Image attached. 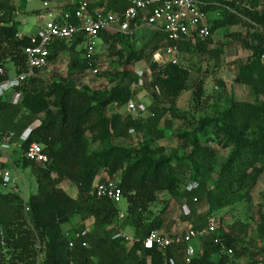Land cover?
Listing matches in <instances>:
<instances>
[{"label": "trees", "instance_id": "16d2710c", "mask_svg": "<svg viewBox=\"0 0 264 264\" xmlns=\"http://www.w3.org/2000/svg\"><path fill=\"white\" fill-rule=\"evenodd\" d=\"M107 1L112 8L126 6L124 0ZM203 1L205 4L201 8L207 15L212 12L219 14L213 18L208 17L211 32L233 25H242L246 28L244 34L241 31L230 33L233 39L251 52L246 61L239 60L234 80L250 86L255 95L251 102L233 98L229 105L216 111L213 118L201 120L199 128L195 130H200L204 136L211 133L213 137L219 138V142L220 139H224L222 142L224 146L233 145L232 151L216 173L213 188H207V181L213 171L211 163L215 153L199 148V138L195 131L191 132L193 148L186 156L188 161L185 162L180 158L176 161L177 170H185L187 163L191 165L192 178L199 183L197 189H203L200 193L206 194L210 209H215L223 205V199L229 193L236 191L246 193L253 189L264 170L263 165H257L264 157V135L250 138L259 128L264 131L262 129L264 127V0ZM74 7V4L69 3L64 8L73 12ZM15 9L9 0H0V64L4 65L3 62L8 60L15 73H21L27 68L23 48L30 43V36L17 35L20 22L13 18ZM70 21L77 23L73 16L70 17ZM101 37L106 49H112L116 42L123 43L124 38H130L129 35L122 33L106 32L101 33ZM150 39L154 44L148 49L147 61L149 53L157 47L162 36L152 34ZM207 39L198 40L195 44L184 41L179 47L185 52H190L194 48L206 51ZM81 41L82 35L78 33L70 43L57 42L51 48L49 59L51 60L61 51L76 52ZM119 47L114 50L120 59L117 63L131 64L145 57L143 51L148 47V43L140 49H135L127 43ZM112 61L114 60L110 61L111 65ZM72 63L79 64L80 71L87 69L86 63L79 57L73 56L69 65ZM151 66L154 124L160 120V115L156 112L160 102L173 106L181 92L186 90L191 91L192 101L199 102L203 97L205 92L202 78H198L194 85L190 86L187 83L191 70L188 59L178 64L168 63L159 70L156 63H152ZM118 71L124 72L123 75L127 76L129 84L135 80L134 75L129 71L123 69ZM6 77L0 74V82ZM40 79V75L31 76L15 87L20 92L17 103L8 102L4 97L0 99L2 130L14 128L18 134L15 119L20 111L26 113L29 118L28 124L39 119V124L31 129L29 136L22 143L20 156L22 167L30 166L34 169L37 180L36 191L32 192L27 200L17 192L2 191L0 173V264H169L170 257L176 264H184L179 262V252L181 245L185 251V243H173L164 250L156 246L147 248L142 244L149 231L163 227L161 215L152 218L139 230L132 231L131 235L140 240L128 244L120 237H113V224L118 221L117 215L120 210L118 204H114L106 197L97 198L92 193L95 181L98 178L104 179L98 176L99 171L104 170L108 177H115L116 171L122 169L129 161L131 153L130 149L120 146L112 147L102 155L91 156L86 153L84 137L85 132L92 128L89 122L93 109L96 107L102 112L109 103H114L118 107L125 105L133 98L135 91L132 89L135 87L131 88L129 84L124 85L119 82L96 96L98 94L95 92L90 94L77 90L70 79L66 83L55 82L47 87L41 86ZM52 96L55 98V110L49 106V99ZM41 113L43 117L38 118ZM121 121L119 113L113 114L112 128L117 136L126 135L127 131L137 128L135 122ZM32 141L42 144L44 152L50 159L46 166H35L33 161L24 157L23 150ZM140 169L139 161L129 162L117 178L123 199L125 193L133 192L127 197L129 204L121 220L123 229L129 212L145 209L146 204L152 199L148 196L149 186L161 180L162 170L156 168L146 176L144 172L140 173ZM174 171L173 167L168 166L166 175L170 184L178 179ZM54 173L56 177H53ZM62 178H67L75 184L80 193H85V197L75 198L66 190L57 187ZM190 194L185 192L187 207L192 208L194 202ZM24 205L30 208L29 212H24ZM56 211L62 212L66 219L75 214H79L82 220L93 219L91 228L84 238L88 245H82L81 239H76L72 246L68 245V240L64 237L65 230L60 228L59 223L47 217L48 213ZM66 229L76 228L69 225ZM215 235L219 238L220 244L203 241L201 249L186 264H223L229 255H241L242 250L239 251L236 243L222 229L219 228ZM225 248H231L232 254H228ZM93 257L98 260L95 261Z\"/></svg>", "mask_w": 264, "mask_h": 264}, {"label": "rangeland", "instance_id": "374dc122", "mask_svg": "<svg viewBox=\"0 0 264 264\" xmlns=\"http://www.w3.org/2000/svg\"><path fill=\"white\" fill-rule=\"evenodd\" d=\"M16 8L13 12V18L19 21L18 30L22 35H30L37 31L39 19L36 18L41 12H48L53 7L56 9L64 8L69 2L75 0H48L51 6L50 9H39L42 5V0H9ZM78 1V0H76ZM100 2L101 0H94ZM216 2L217 0H207ZM219 14L210 13L207 17H215ZM241 31L242 34L246 32V28L242 25H233L219 28L211 32L206 40V51H201L194 48L189 52L188 66L191 68L187 78L188 85H194L198 78L204 81V95L199 102L192 101L191 91L186 90L181 92L173 106L169 103L160 102L156 112L160 115V120L157 124L153 123L154 105L152 103V89L148 85L142 87L132 86L124 72L118 69L139 70L147 65L146 54L148 49L154 44V41L147 35L130 36L124 38L123 43L116 42L114 48H108L101 44L97 45L99 53L98 61L103 62L109 66L112 61L111 70L108 73H103L102 76H94L85 69L80 71L79 64H71L70 60L73 56L78 57V52L62 51L54 55L49 61L48 65L39 71L40 83L42 87H47L55 82L66 83L69 79L72 80L73 86L79 91H86L88 93L95 92L99 96L111 86L118 84H129L135 87L133 101L137 109L129 112L126 105L121 107L114 103H109L104 110L93 109L89 124L92 128L85 132L84 146L88 155H102L112 147L120 146L131 150L129 162L139 161L141 165L140 173L144 172L146 176L150 175L154 169H160L159 183L150 185L148 188V196L152 199L146 204L145 209H137V211L129 212L128 219H125V229L129 235L132 231L139 230L144 224L158 215L163 217V228L177 232L178 235L185 234L190 227L204 226L209 215H214L219 218V225L227 228V235L236 243L237 248L241 251V255H229L223 264H264V170L259 177L256 185L250 191L229 193L223 199V205L210 209L207 202V196L199 187L198 181L192 178L191 165L187 163L185 170H177L175 168L176 161L180 158L187 162V154L192 150L191 132L199 128V122L206 118H213L215 112L229 105L233 98L251 102L255 98L251 87L245 84L236 82L239 60L246 61L248 55L251 53L245 49L242 44L230 36L231 32ZM126 43L135 49H140L144 44L148 43L143 51V56L131 64L117 63L119 56L114 53V50L119 49V46H125ZM79 49V47H77ZM6 72L9 77L16 73L12 64L6 60L3 62ZM70 66V68H68ZM70 73V75H68ZM224 82H222V81ZM222 82V84H221ZM131 87V88H132ZM137 88V89H136ZM10 94L5 92L4 99L10 102ZM12 103V102H11ZM49 106L55 110V98L52 96L49 99ZM119 113L121 115V122L129 120L135 122L137 128L127 131L126 135L117 136L113 133L112 116ZM28 117L25 112L20 111L15 119V127L17 133H23L26 127L31 123L28 122ZM264 129V127L262 128ZM199 140V148L214 152L211 167L213 171L207 181V188H213V181L216 178V173L225 162L228 155L233 149V145H223L224 139L213 137L209 135H202L200 130L195 131ZM20 135V134H19ZM16 134V137L19 136ZM264 135V131L260 128L250 138H256ZM1 154V152H0ZM10 160L6 161L0 166V173L5 169L10 171L11 175L18 176L19 180L15 181L14 185H1L2 191L15 192L17 188L25 197L37 189V180L32 167L24 169L20 163L21 148L10 149L7 152ZM257 165L264 166V157ZM35 166H38L35 164ZM125 166L116 171V175L110 176V179L120 177L124 171ZM168 166L175 169L174 173L177 176V181L173 184L169 183L166 172ZM16 167L18 173L16 174ZM100 177H108L106 171L101 170L98 173ZM56 177V174H53ZM67 178H62L57 187L73 185L67 192L71 196L85 197V193H80L75 184ZM16 188V189H15ZM63 189V188H62ZM185 192H190V198L194 204L192 208L187 207L188 200ZM133 192L125 193L118 206L121 211L125 212L128 201L127 197ZM202 194H205L203 196ZM194 198L196 200L194 201ZM139 218L136 220L135 217ZM48 218L56 223L63 230L70 225L74 230H87L89 225L80 221V215L75 214L69 219H66L62 212H50ZM65 232V231H64ZM65 237V235H64ZM210 237V236H209ZM191 244L200 250L201 241L196 238L191 240ZM43 246V244L41 245ZM183 247V245H181ZM180 247L179 258L180 263L189 262L191 256H187L183 248ZM43 257V255H42ZM96 261V257H93ZM186 259V260H185ZM44 258H42V261Z\"/></svg>", "mask_w": 264, "mask_h": 264}, {"label": "built area", "instance_id": "2783aa9c", "mask_svg": "<svg viewBox=\"0 0 264 264\" xmlns=\"http://www.w3.org/2000/svg\"><path fill=\"white\" fill-rule=\"evenodd\" d=\"M31 1V0H27ZM126 6L109 7L106 2L99 6H92L89 0H78L71 2L75 5L73 12L70 10L52 8L48 12H41L36 16L39 19L37 31L30 34V43L23 48L26 57L27 68L21 73H16L9 77L5 65L0 64V74L7 77L0 82V99L8 91L10 102L17 103L20 92L16 90L27 78L39 75V71L45 68L50 59L51 48L59 41L72 42L75 36L80 33L82 41L76 48L78 57L83 59L87 65L86 71L94 76H102L103 73L113 70L109 66L98 61L100 56L97 45L103 42L101 33L109 34L122 33L129 36H137L142 29H148L153 34L162 36L157 47L149 53V60L143 69L130 71L135 77L131 85L142 87L148 85L152 89L153 69L151 64L156 63L158 70L168 63L178 64L187 60L189 52L180 49V43L189 41L195 44L198 40H205L211 34L207 13L201 6L205 4L203 0H124ZM48 0H42L39 9H50ZM76 18L77 23H72L70 17ZM20 37L22 34L18 32ZM107 50V49H106ZM125 65V64H124ZM126 70V69H125ZM128 71V70H127ZM131 86V87H132ZM129 112L137 109L133 98L126 104ZM39 124V119L32 123L27 129L16 137L14 128L2 130L0 128V152L6 153L10 149L22 148V143L27 139L33 127ZM23 155L27 160L33 161L36 165L46 166L50 159L44 152L43 146L37 141L30 142L23 150ZM16 177L8 170L3 171L2 185L8 186L15 183ZM92 193L97 197H106L114 204H119L123 199L122 189L118 180L104 177L98 178L92 188ZM30 208L24 205V212ZM125 212L119 210L118 221L113 224V237H120L126 243L139 241L140 238L126 233L121 227V220ZM225 233L228 230L225 226L219 225L217 216L209 215L204 226H193L185 234L178 235L166 228L152 229L142 240L144 247L164 250L173 243H185V253L187 256H194L197 250L191 244V240L213 242L220 244L219 238L215 235L218 229ZM65 237L68 245L72 246L76 239H81L82 245H88L84 240L87 230H65ZM207 236H210L209 239ZM201 249V248H200ZM228 254H232L231 248H225ZM169 264H176L173 258L168 259Z\"/></svg>", "mask_w": 264, "mask_h": 264}, {"label": "crops", "instance_id": "0c3cea01", "mask_svg": "<svg viewBox=\"0 0 264 264\" xmlns=\"http://www.w3.org/2000/svg\"><path fill=\"white\" fill-rule=\"evenodd\" d=\"M90 2H91V5L92 6H99V5H101L103 2H106L107 4H108V1L107 0H101L100 2H95L94 0H89ZM70 3V2H69ZM72 4V3H71ZM55 8V7H54ZM61 9H63V10H68V9H65V8H61ZM152 32L150 31V30H148V29H142L138 34H137V36H140V35H148L149 37L150 36H152ZM105 45V43L104 42H102L101 43V46H102V48H103V46ZM62 52V51H61ZM66 52V51H65ZM76 52H78L77 50H76ZM43 117V114L41 113V114H39L38 115V118H42ZM37 119H35L32 123H34L35 121H36ZM31 123V124H32ZM30 124V125H31ZM29 125V126H30ZM28 126V127H29ZM27 128V127H26ZM26 130V129H25ZM19 134H21V133H18V135ZM8 160H10V156H9V154H7V152L6 153H1L0 154V166H2L4 163H6V161H8ZM30 166H28V167H23L24 169H26V168H29ZM5 170H8V169H5ZM4 170V171H5ZM9 171V170H8ZM10 172V171H9ZM18 173V171H17V167H16V174ZM2 174H3V172H2ZM19 174V173H18ZM15 177H16V181L17 180H19V178H18V176H16V175H14ZM71 183V182H70ZM11 185H14V183L13 184H10V185H8V186H11ZM75 187V186H74ZM73 187V185H66V186H63L62 185V188L64 189V190H66V191H68L70 188H74ZM16 189V188H15ZM74 189H76V188H74ZM11 190V189H10ZM12 191V190H11ZM15 192H17V193H19L20 194V196L24 199V200H27V197H25L23 194H21V192L19 191V189L17 188V190L15 191ZM69 192V191H68ZM70 195H72L71 193H70ZM80 221H82V222H84V223H86V225H89V229L91 228V225H92V221H93V219L92 218H88V219H85V220H82L81 218H80ZM69 227V226H68ZM67 227V228H68ZM208 238H206L207 240L209 239V236H207Z\"/></svg>", "mask_w": 264, "mask_h": 264}]
</instances>
